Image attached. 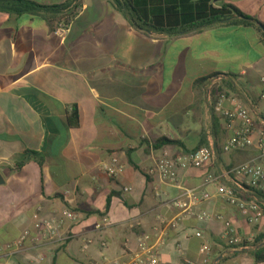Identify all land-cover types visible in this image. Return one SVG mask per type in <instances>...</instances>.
<instances>
[{
    "label": "crops",
    "instance_id": "1",
    "mask_svg": "<svg viewBox=\"0 0 264 264\" xmlns=\"http://www.w3.org/2000/svg\"><path fill=\"white\" fill-rule=\"evenodd\" d=\"M26 1L48 6L65 0ZM221 2L264 25V0ZM199 79L205 81L195 84ZM218 93L248 110L251 146L222 151L239 121L227 126L214 110ZM262 93L264 38L252 26L216 24L174 38L143 35L111 0H81L70 25L54 33L42 15L0 12V264L125 261L136 252L139 235L154 241L161 232L158 264H203L204 243L208 264H264L252 254L264 249V216L249 222L205 183L208 175L223 176L220 183L229 186L225 172L245 162L264 167L256 148L264 129ZM163 138L172 144H159ZM198 147L207 148L211 160L177 171L175 184L149 173L163 151L184 154ZM113 159L123 170L109 177L105 168ZM17 162L23 166L12 172ZM187 189L196 190L198 201L192 215L181 216L171 202L185 199ZM65 210L77 221L64 219L55 236L39 238L34 247L26 242L14 255L5 252L24 230L36 234L34 214L58 220ZM203 212L230 222L251 246L232 250L221 221L197 220Z\"/></svg>",
    "mask_w": 264,
    "mask_h": 264
},
{
    "label": "built area",
    "instance_id": "2",
    "mask_svg": "<svg viewBox=\"0 0 264 264\" xmlns=\"http://www.w3.org/2000/svg\"><path fill=\"white\" fill-rule=\"evenodd\" d=\"M63 26H59L57 32L64 31ZM216 103L214 110L218 112L222 118L225 119L227 126L235 121H239V127L232 136L227 138L222 145V151L228 153L232 150L243 149L253 144L254 123L248 110L235 98L227 96L223 93H218L216 96ZM260 100L264 103V93L260 95ZM229 103L228 109H223V104ZM256 148L259 154L264 157V129L257 132ZM212 158L211 152L205 147H199L191 152L184 154L170 155L168 151H163L158 161L155 163L153 169L149 171L150 174H157L161 180H167L175 184L177 171H186L188 169H199ZM123 170L116 159L111 161V164L105 168L106 174L109 177H115ZM225 177L230 181L229 186L221 184L223 176L208 175L205 178V183L214 185L217 194L224 198L226 202L234 206L246 219L251 223H257L264 216V208L255 192L264 191V167L253 162H245L237 167L229 169L225 172ZM124 192H129V188H124ZM184 197L173 200L171 206L179 209L181 216L192 215V208L197 204L198 193L196 190H184ZM203 198L207 195L202 194ZM39 213V209L37 210ZM38 213L33 215L34 224L33 228L36 232L32 235L29 230H24L21 235L11 244L5 247V252L9 255H14L25 248L26 242L30 246H35L39 238L47 236H55L57 229L60 228L64 219L71 222L77 221V214L68 210L63 211L62 219H40ZM200 222L208 221L215 218L221 221L224 226V239L227 245L232 250L240 251L246 250L249 246V240L241 239L236 235L232 224L223 220L220 215H209L205 212L196 216ZM106 222V218L103 219ZM177 221L167 223L171 228L176 226ZM100 228V226H97ZM194 236L201 238L202 234L199 231L194 233ZM165 233H157L154 241H151V235L143 233L137 237L136 252L130 255L125 261L103 257L101 264H158V251L164 244ZM62 240L61 242L63 243ZM89 242L82 246V250H86ZM104 246V244H101ZM210 246L206 243L202 244L199 248V255L203 264H208L210 260ZM96 264V263H90Z\"/></svg>",
    "mask_w": 264,
    "mask_h": 264
},
{
    "label": "trees",
    "instance_id": "3",
    "mask_svg": "<svg viewBox=\"0 0 264 264\" xmlns=\"http://www.w3.org/2000/svg\"><path fill=\"white\" fill-rule=\"evenodd\" d=\"M81 0H65L56 5H40L26 0H0V12L10 17L22 15H42L51 32H56L59 26L65 29L74 20ZM115 8L121 12L131 27L143 35L161 34L168 37H180L194 34L216 24L252 26L264 38V25L245 16L236 7L213 0H111ZM205 79H199V84ZM75 111L73 110V114ZM172 144L166 138L159 144ZM199 148V147H198ZM23 162H17L12 172H17ZM259 200H264V193L255 192ZM260 242L257 239L253 246ZM255 261L264 260V249L252 251Z\"/></svg>",
    "mask_w": 264,
    "mask_h": 264
},
{
    "label": "water",
    "instance_id": "4",
    "mask_svg": "<svg viewBox=\"0 0 264 264\" xmlns=\"http://www.w3.org/2000/svg\"><path fill=\"white\" fill-rule=\"evenodd\" d=\"M214 2H221V0H213ZM5 180L4 177L0 171V186H2L4 184Z\"/></svg>",
    "mask_w": 264,
    "mask_h": 264
},
{
    "label": "rangeland",
    "instance_id": "5",
    "mask_svg": "<svg viewBox=\"0 0 264 264\" xmlns=\"http://www.w3.org/2000/svg\"><path fill=\"white\" fill-rule=\"evenodd\" d=\"M215 40H216V39H215ZM215 40H213V41L211 40L212 42L210 43V46H213V47H214V46L216 45V44H215V43H216ZM222 43H223V40H222Z\"/></svg>",
    "mask_w": 264,
    "mask_h": 264
}]
</instances>
